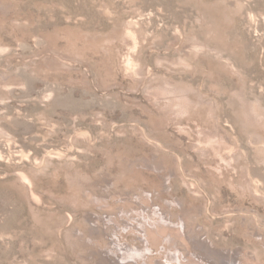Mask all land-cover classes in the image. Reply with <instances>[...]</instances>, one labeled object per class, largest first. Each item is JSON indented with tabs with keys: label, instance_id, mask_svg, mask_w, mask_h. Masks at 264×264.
I'll return each instance as SVG.
<instances>
[{
	"label": "rangeland",
	"instance_id": "obj_1",
	"mask_svg": "<svg viewBox=\"0 0 264 264\" xmlns=\"http://www.w3.org/2000/svg\"><path fill=\"white\" fill-rule=\"evenodd\" d=\"M0 264H264V0H0Z\"/></svg>",
	"mask_w": 264,
	"mask_h": 264
}]
</instances>
